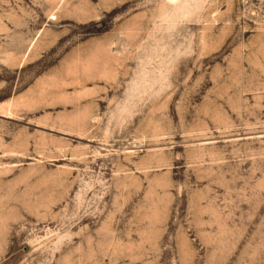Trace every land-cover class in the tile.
I'll return each instance as SVG.
<instances>
[{"label": "rangeland", "instance_id": "1", "mask_svg": "<svg viewBox=\"0 0 264 264\" xmlns=\"http://www.w3.org/2000/svg\"><path fill=\"white\" fill-rule=\"evenodd\" d=\"M0 264H264V0H0Z\"/></svg>", "mask_w": 264, "mask_h": 264}]
</instances>
